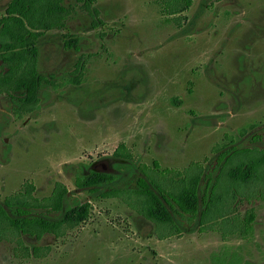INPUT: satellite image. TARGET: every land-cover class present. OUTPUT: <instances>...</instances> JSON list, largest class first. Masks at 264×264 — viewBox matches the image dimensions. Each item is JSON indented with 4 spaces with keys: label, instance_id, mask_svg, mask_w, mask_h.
<instances>
[{
    "label": "rangeland",
    "instance_id": "obj_1",
    "mask_svg": "<svg viewBox=\"0 0 264 264\" xmlns=\"http://www.w3.org/2000/svg\"><path fill=\"white\" fill-rule=\"evenodd\" d=\"M9 2L0 0V17ZM95 7L100 25L78 6L65 30L39 39L38 74L49 83L32 113L16 118L0 96V205L10 202L16 219L26 208L17 203H28L30 216L53 222L88 202V217L40 239L4 227L0 264H264V180L234 184L228 175L264 153V0H193L168 20L156 0ZM63 34L78 39L76 49L63 47ZM120 144L131 162L111 157ZM229 154L202 222L173 214L178 235L144 217L138 167L167 192L199 170L205 200ZM102 159L115 181L78 192L75 176ZM56 185L68 192L62 212L33 206Z\"/></svg>",
    "mask_w": 264,
    "mask_h": 264
},
{
    "label": "trees",
    "instance_id": "obj_2",
    "mask_svg": "<svg viewBox=\"0 0 264 264\" xmlns=\"http://www.w3.org/2000/svg\"><path fill=\"white\" fill-rule=\"evenodd\" d=\"M193 0H156L160 14L167 17L177 15L188 10ZM96 0H73L68 6L64 5V0H10L4 14L0 17V96L7 97L11 102L16 101L18 107L13 110L15 115L21 112L32 111L37 105V94L43 83H49L47 79L38 74L39 49L38 41L46 33L53 30L63 31L66 23L75 12L76 7H80L90 16L94 26L101 24L98 18L99 11L95 7ZM66 50L75 48L78 43L76 37L63 34ZM79 68H76V71ZM53 85V84H51ZM249 155L252 152L243 150ZM232 155V154H231ZM229 156L219 159L222 168L219 169L209 196L201 200L198 194L200 182V172L191 174L187 181H181V186L177 192L165 191L163 187L156 184L152 179L148 181L156 187L155 191L137 189L135 194L143 197V215L146 219L154 223L157 227H173L175 233L178 232L174 226L172 214H176L187 222L202 220L208 214L211 207L216 203V197L212 196L217 187L221 175H223L224 162L228 161ZM116 157L131 159L129 153L125 151L123 144L119 145L115 151ZM234 157V155H233ZM157 168V166L155 165ZM145 173V170L141 168ZM169 172V171H168ZM229 179L235 184L242 182L244 185L259 179L264 180V153L260 158H253L246 162L235 164L228 173ZM113 180L106 174H91L89 176H76L75 185L79 189H86L92 195L99 192L96 186L104 185ZM240 181V182H239ZM138 183L144 186L143 180ZM216 191V190H215ZM29 195L30 191H26ZM66 189L61 185H56L52 196L46 200V204L33 205L46 208L51 212H62L63 202L66 198ZM119 189L111 190L103 197L119 195ZM203 203V208L201 205ZM10 202L4 201L0 205V239L1 231L7 226L19 234H28L40 239L45 234L58 236L62 226L72 228L83 223L89 213V203L78 204L64 210L62 217L58 221H48L38 216H24L12 219L5 210L11 207ZM19 207H29L28 203H17ZM17 206V207H18ZM26 213V212H25ZM20 212V215H24ZM254 219L253 213H249L241 230V237H246L250 230V224ZM5 227V228H4ZM173 234V232H171ZM169 233L170 235H172ZM39 249L33 248V255L38 256Z\"/></svg>",
    "mask_w": 264,
    "mask_h": 264
},
{
    "label": "flooded vegetation",
    "instance_id": "obj_3",
    "mask_svg": "<svg viewBox=\"0 0 264 264\" xmlns=\"http://www.w3.org/2000/svg\"><path fill=\"white\" fill-rule=\"evenodd\" d=\"M48 81V80H47ZM49 82V81H48ZM40 90H41V87H40V89H39V92H40ZM38 92V93H39ZM7 98V97H6ZM8 99V98H7ZM39 99V96H38V94H37V100ZM9 100V99H8ZM9 102L11 103V104H13V106H12V108H13V110L14 109H16L17 107H18V105L16 104V101H13V102H11L10 100H9ZM38 103V102H37ZM11 108V109H12ZM33 111V110H32ZM32 111H28V112H21V113H19L20 115H15V117L16 118H21L22 116H23V114H30V113H32ZM14 113V112H13ZM15 114V113H14ZM13 115V114H12ZM121 145V144H120ZM124 145V144H123ZM119 147V146H118ZM117 147V148H118ZM124 147H125V151L127 152V153H129L130 154V156H131V153L127 150V148H126V146L124 145ZM117 150V149H116ZM115 150V151H116ZM115 151L113 152V154H112V158L113 159H115V160H122V161H126V162H131V159H132V156H131V159H125V158H121V157H116L115 156ZM109 166V164H108V161L107 160H105V159H102V160H100V161H94V162H92V163H89V170L86 172V173H84V174H82L81 176H89V175H91V174H106V175H108V176H111L112 178H113V180L111 181V182H109V183H106V184H104V185H108V184H111V183H113L114 181H115V176L114 175H112V174H110L109 172H110V170L107 168ZM155 166V165H154ZM119 168H121L120 166H119ZM221 167H219V169H220ZM156 169V168H155ZM138 171L140 172V174H142L143 176H140V177H138L137 179H136V181H135V184H136V189H134V190H137V189H142V190H152V191H155L156 190V187L154 186V185H152L149 181H148V178H147V176H146V174L141 170V168L140 167H138ZM219 172V171H218ZM75 180H76V176H75V178H74V186H75V188H76V190L78 191V192H81V193H88L87 191H86V189H79L78 187H76V185H75ZM138 180H143V183H144V186L143 185H141L140 183H138ZM104 185H100V186H96L95 188H98V189H100L102 186H104ZM67 191V190H66ZM89 194V193H88ZM67 197H68V192L66 193V198H65V200H64V202H63V206H64V203H65V201L67 200ZM76 206V205H75ZM6 208H9V207H5V210H6ZM6 212H7V210H6ZM16 212H17V214H18V219L19 218H22V217H24V216H30V214L28 213V210L26 209V208H22L21 210L19 209V208H17L16 209ZM20 212H26L24 215H20ZM172 216H173V214H172ZM180 219H182L181 217H179ZM199 219V218H198ZM46 220V219H45ZM197 220V219H196ZM49 221V220H48ZM185 221H186V219H185ZM193 221H195V220H193ZM192 221V222H193ZM199 221H200V219H199ZM151 222V221H150ZM187 222V221H186ZM192 222H187V224H190V223H192ZM201 222V221H200ZM177 228V230H178V232H177V234L179 235L180 233H181V231H180V229H178V227H176Z\"/></svg>",
    "mask_w": 264,
    "mask_h": 264
}]
</instances>
